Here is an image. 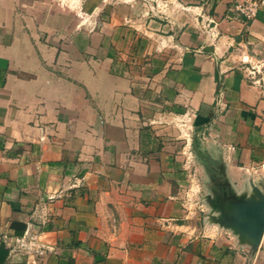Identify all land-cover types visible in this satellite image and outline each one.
<instances>
[{
    "label": "crops",
    "instance_id": "0c3cea01",
    "mask_svg": "<svg viewBox=\"0 0 264 264\" xmlns=\"http://www.w3.org/2000/svg\"><path fill=\"white\" fill-rule=\"evenodd\" d=\"M154 1L0 0V264H264L220 207L264 193V10Z\"/></svg>",
    "mask_w": 264,
    "mask_h": 264
},
{
    "label": "built area",
    "instance_id": "2783aa9c",
    "mask_svg": "<svg viewBox=\"0 0 264 264\" xmlns=\"http://www.w3.org/2000/svg\"><path fill=\"white\" fill-rule=\"evenodd\" d=\"M146 7L154 12V6L149 0H145ZM163 6H168L167 0L161 2ZM156 5L160 3L156 1ZM264 10V0H235L233 3L232 11L238 16L245 20H253L258 14ZM90 30H94L98 27L97 21H90L87 24ZM258 64H251L248 69V74L254 83H261L263 80V73ZM46 232L41 230H35L28 228L25 233L17 237L16 244L13 246L12 251L20 253L26 257L28 261H34L36 256L44 255L47 252H53L55 245L49 243L46 240Z\"/></svg>",
    "mask_w": 264,
    "mask_h": 264
},
{
    "label": "water",
    "instance_id": "95a60500",
    "mask_svg": "<svg viewBox=\"0 0 264 264\" xmlns=\"http://www.w3.org/2000/svg\"><path fill=\"white\" fill-rule=\"evenodd\" d=\"M220 207L221 221L251 238L257 247L264 232V193L255 188L251 197L231 194L221 201Z\"/></svg>",
    "mask_w": 264,
    "mask_h": 264
},
{
    "label": "rangeland",
    "instance_id": "374dc122",
    "mask_svg": "<svg viewBox=\"0 0 264 264\" xmlns=\"http://www.w3.org/2000/svg\"><path fill=\"white\" fill-rule=\"evenodd\" d=\"M61 7L69 9L79 20L81 27L87 26L90 21L104 18L106 10L117 3H128L135 0H54ZM156 5V1L149 0ZM157 6V5H156Z\"/></svg>",
    "mask_w": 264,
    "mask_h": 264
}]
</instances>
